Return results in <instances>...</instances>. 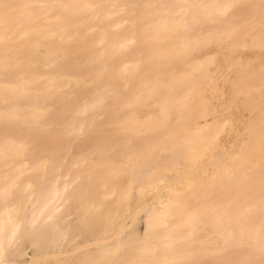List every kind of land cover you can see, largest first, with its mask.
<instances>
[{"label":"bare ground","instance_id":"6f19581e","mask_svg":"<svg viewBox=\"0 0 264 264\" xmlns=\"http://www.w3.org/2000/svg\"><path fill=\"white\" fill-rule=\"evenodd\" d=\"M0 264H264V0H0Z\"/></svg>","mask_w":264,"mask_h":264},{"label":"rangeland","instance_id":"374dc122","mask_svg":"<svg viewBox=\"0 0 264 264\" xmlns=\"http://www.w3.org/2000/svg\"><path fill=\"white\" fill-rule=\"evenodd\" d=\"M246 50L245 51H248L247 50V48H245ZM244 51V52H245ZM251 50H249V52H250ZM209 51H207L206 52V54H204V55H202V58H210V57H212L213 55H211V51H210V54L208 53ZM245 53H247V52H245ZM245 53H243L244 55H245ZM243 54H241V55H239V57L237 58V62H242V60H243V62H247V60H252V57H251V59L249 58L248 59V57L250 56V54H252V56H254V59H253V61L255 60V55H253V53H248V54H246L247 56H243ZM209 56V57H208ZM242 56H243V58H242ZM218 58H220V56L218 55L217 56ZM224 58V63L223 62H221V60H223L222 58H220V62L221 63H223V64H226L225 65V67L223 66V64H222V66L223 67H221V64H220V68L218 69L217 68V66H216V63H215V65H213V66H215V67H211L210 68V70H209V77H210V79H209V83H210V81H211V77L214 79V81H216L214 84L212 83V81H211V84H212V89H210V88H207L206 90H208V89H210V90H208L207 92H206V90L204 91V93H203V95H205V97L203 96V99H204V101H206V102H208V105H209V110H210V108H212L214 111H217L216 112V114H219L217 117H220V118H217V122H216V124H214V125H211L209 128H207V129H205V130H203L202 132H201V135L199 136V135H197V136H199L200 137V143L202 144H204L206 141H207V139H212L213 138V141H214V138L216 139L215 140V146H219V149H222L223 147H224V145L226 144L225 143V141H226V139L227 138H229V137H232L231 139H232V141H235L236 142V140L238 139V138H241L240 139V141L241 142H239V144H241L242 145V147H241V145H238L239 146V149H241L242 151H243V146H244V144H247L248 143V137H249V135H248V131H247V129H248V125H249V123L251 122V119L253 118V117H255L254 115V112L251 110V107L250 106H248L247 104H251V103H253L254 102V100L252 99V95H253V93L251 94L250 93V89H246V91H247V93L249 94V96H248V94H246V93H244L243 92V90H241L240 88L238 89V84L236 85V86H232V90L229 88L228 89V87H229V85H228V82L226 83V81H225V79L224 78H226L227 79V77L229 76V77H231V75H229L230 73H232V72H229V67H228V60L227 59H229V58H227V57H223ZM227 58V59H226ZM242 59V60H241ZM236 60V59H235ZM240 60V61H239ZM219 61V60H218ZM217 61V63H220V62H218ZM226 61V62H225ZM248 62H250V61H248ZM251 63V62H250ZM212 66V65H211ZM216 68V69H215ZM223 68H225V69H227V70H225V69H223ZM214 69H215V71H214ZM212 71H214V72H212ZM225 71H227V72H225ZM230 71H231V69H230ZM220 72V73H219ZM212 73H213V75H212ZM224 73V74H223ZM229 73V74H228ZM221 76V82L219 81L220 79H219V77ZM235 73L233 72V75H232V80L230 79V80H228L229 82H234V77H235ZM226 76V77H225ZM216 78V79H215ZM217 78H218V80H217ZM236 80V79H235ZM221 85H222V87H221ZM226 85H227V87H226ZM236 87H237V91L235 90L236 89ZM230 90V91H229ZM218 91H220L219 93H218ZM206 92V93H205ZM231 92V93H230ZM236 92V93H235ZM254 92V91H253ZM213 94H214V96H213ZM241 94H243V96H241ZM245 94H246V96L248 97V99L250 98V100H247V98H246V96H245ZM210 95V96H209ZM221 95V96H220ZM229 95H231V96H229ZM220 96V97H219ZM227 96H229V97H227ZM245 96V102H246V105H245V102H242V101H244V98H242V100H241V98L240 97H244ZM227 97V98H226ZM209 98H211V99H209ZM217 98V99H216ZM232 98V99H231ZM230 99V100H229ZM209 100V101H208ZM227 100V101H226ZM226 102H229V103H231V104H229V103H226ZM242 103L241 105H242V107H240V103ZM237 105V106H236ZM214 108H213V107ZM222 106V107H221ZM239 106V107H238ZM224 107V108H223ZM226 107V108H225ZM243 107H245L244 109H243ZM217 109H219V110H217ZM225 109V110H224ZM233 109V110H232ZM209 110H207L206 111V119H208V120H210L211 119V117H212V113H210L209 112ZM224 112V113H223ZM223 113V114H222ZM248 114H249V117H248ZM254 114V115H253ZM253 116V117H252ZM248 117V118H247ZM252 117V118H251ZM239 119V120H238ZM254 119V118H253ZM220 120H222V121H220ZM229 120V121H228ZM232 120V121H231ZM236 120V121H235ZM249 121V122H246V121ZM202 121H203V118H200V119H198V122L199 123H202ZM238 121V122H237ZM244 121L246 122V123H244ZM233 122V123H232ZM235 122H237L236 124H235ZM217 124H219V125H217ZM229 124H231V125H229ZM234 125V128L232 127L233 125ZM215 125H217V127L215 126ZM240 125H242V128H241V126ZM189 126V125H188ZM188 126L185 128V129H187L188 128ZM229 127H231V128H229ZM235 127H238L237 129H235ZM218 128V129H217ZM225 128V129H224ZM229 128V129H228ZM233 128V130H231ZM214 129V130H213ZM216 129H217V131H216ZM219 130H220V132H219ZM241 130V131H240ZM238 131H240V132H238ZM214 133V135H212ZM216 133H218V134H216ZM206 134H207V136H206ZM210 134V135H209ZM212 135V136H211ZM218 135V136H217ZM217 136V137H216ZM206 138V139H205ZM201 139H203V141L201 140ZM202 141V142H201ZM244 141H246L247 143H245ZM217 142H219L218 144H217ZM244 142V143H243ZM223 146V147H222ZM238 146H236V150H238L237 148H238ZM241 147V148H240ZM225 149H227L226 148V145H225V147H224ZM217 150H218V148L217 147H215L214 148V151H213V154L215 155V158L218 156L219 158H220V162L222 163V161H223V163H226L227 161H228V159L230 160V161H228V163H227V165H233L234 164V161L236 160V158H238V159H240V156H242L243 155V152H241L240 153V151H236V153H237V157H234L233 155H235L236 153L234 152V151H232L231 150V154H229L227 157L225 156H222L221 155V152L219 153V152H217ZM234 150V149H233ZM220 151V150H219ZM217 152V153H216ZM176 155V154H175ZM174 155V156H175ZM180 157L179 155H176L175 156V158L172 156V155H167V157H169V158H167L166 157V159H161V164L164 162V165H169V164H171L172 163V161L174 162V164L176 163V162H178L177 160H176V162H175V159H178L179 160V158L178 157ZM172 157H173V159H172ZM232 157H234V158H232ZM181 162L182 163H179L180 164V167L184 164V161H183V159L181 158ZM230 162V163H229ZM159 163V162H158ZM169 163V164H168ZM173 164V163H172ZM178 165H177V168H180ZM208 168H210V166H207ZM207 168V169H208ZM207 174H208V172H207ZM203 178H205V176H203ZM237 198H242L241 196H237ZM147 199H149V200H147ZM155 201V198H153V196L151 195V194H149V195H146L144 198H143V202H144V204H150V202L152 203V202H154ZM139 216L140 217H142L143 216V212L142 213H139ZM140 227H141V224H140ZM25 252L27 253V254H31V252H32V249L30 248V247H28L27 245H25Z\"/></svg>","mask_w":264,"mask_h":264}]
</instances>
